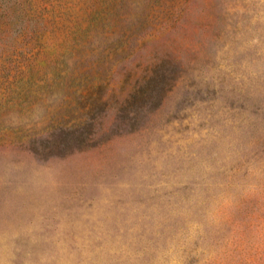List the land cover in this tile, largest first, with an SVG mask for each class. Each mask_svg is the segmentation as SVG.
<instances>
[{
	"label": "rangeland",
	"instance_id": "rangeland-1",
	"mask_svg": "<svg viewBox=\"0 0 264 264\" xmlns=\"http://www.w3.org/2000/svg\"><path fill=\"white\" fill-rule=\"evenodd\" d=\"M0 264H264V0H0Z\"/></svg>",
	"mask_w": 264,
	"mask_h": 264
}]
</instances>
